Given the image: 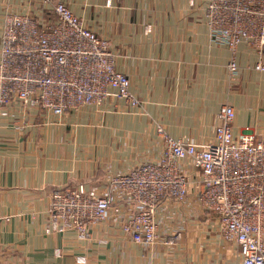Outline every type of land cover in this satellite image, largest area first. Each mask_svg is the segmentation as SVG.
Wrapping results in <instances>:
<instances>
[{
	"label": "crops",
	"instance_id": "1",
	"mask_svg": "<svg viewBox=\"0 0 264 264\" xmlns=\"http://www.w3.org/2000/svg\"><path fill=\"white\" fill-rule=\"evenodd\" d=\"M60 1L91 28L88 6L96 1L106 6L105 0ZM205 3L111 0L124 14L131 13L124 16L132 22L131 32L122 26L115 37L121 55L116 65L128 75L131 94L138 100L122 110L113 128L101 132L80 126L70 136L65 132L56 149L53 140L60 135L55 127L43 125L45 111L24 114L17 103L0 115V264H242L238 245L219 234L216 215L197 203L198 169L183 161L179 164L189 181L186 199L169 200L156 211L159 237L152 245L132 241L122 233L118 218L89 228L85 237L75 230L55 232L47 207L55 191L77 184L103 187L112 175L156 160L162 145L157 123L173 138L211 141L216 113L229 104L235 112L234 135L264 137V70L254 69L259 56L239 45L233 53L236 71L231 73L227 65L232 53L210 40L205 17L198 14V5ZM6 13L36 17L40 3L0 0V27ZM146 24L149 30H144ZM87 108L74 111L68 120L84 123L93 114ZM92 143L93 161L91 152H85V145L91 148ZM80 257L82 263L77 262Z\"/></svg>",
	"mask_w": 264,
	"mask_h": 264
},
{
	"label": "built area",
	"instance_id": "2",
	"mask_svg": "<svg viewBox=\"0 0 264 264\" xmlns=\"http://www.w3.org/2000/svg\"><path fill=\"white\" fill-rule=\"evenodd\" d=\"M213 1L209 11L214 14L205 16L207 25L231 20L239 26L235 21L243 20L257 30H245L237 40L229 34H210V39L236 48L242 41L253 45L258 33L261 45L253 47L260 61L254 69L263 71L264 0H241L233 8ZM38 2L36 17L16 13L2 17L0 115H7L18 103L24 114L43 110L60 116L100 105L109 96L128 98L136 105L130 79L115 68L107 41L85 26L65 2ZM227 66L231 73L236 71L233 59ZM234 115L231 105H221L214 137L207 142L176 139L157 127L162 145L156 160L112 175L103 187L77 184L53 192L47 204L52 230H75L85 237L89 228L122 215V233L136 243L152 245L159 236L156 211L169 200L186 199L189 181L179 164L183 161L198 169L197 203L216 215L219 234L238 245L241 263L264 264V137L248 132L234 135Z\"/></svg>",
	"mask_w": 264,
	"mask_h": 264
},
{
	"label": "rangeland",
	"instance_id": "3",
	"mask_svg": "<svg viewBox=\"0 0 264 264\" xmlns=\"http://www.w3.org/2000/svg\"><path fill=\"white\" fill-rule=\"evenodd\" d=\"M221 1H222L221 3L224 4V5H222L223 8H233L232 5H235V3H241V0H221ZM213 2H214L213 0H206V3L204 4V6L198 5V14H203L204 17L205 16L207 17L208 13H209V15L214 14V11H209L210 5ZM104 5H106V6L100 5L96 1L95 3L90 4V6H88L87 15H88V19H89L90 24H93V28L88 26L79 15H77V16L81 19V21L84 23L85 26H87L92 31H94L99 37H102L107 41L109 50L111 51V53L113 54L114 59H115V68L117 70H119L117 68L116 64H117L118 58L121 59V55H120L119 51H117V48H120V45H117L115 37L120 36V33H121L120 29L122 26H125L128 31L131 30L132 22L130 21L129 18H127L126 20L124 19V16L126 17L127 15H130L131 13L129 10L128 14H124L120 9L115 7V4H111V0L110 1L105 0ZM257 7H258L257 5L254 6V8H257ZM233 13L234 12L232 10L230 12V14H228V17L229 16L231 17V15ZM204 19H205V24L207 25L206 18H204ZM115 20H117V21H115ZM210 22H211V25H210V23H208V25H207L208 35L215 34V35L221 36L222 34H229L231 37V40H237V37L245 30H257L256 28L251 29L249 27L248 23L243 21V20L235 21L239 26H233L234 22L231 20L218 22L217 24L213 23L212 21H210ZM149 25L150 24H146L144 27V30L145 29L149 30L150 29V27H148ZM103 29H106V30H103ZM99 30L102 31L103 34H100ZM129 32H131V31H129ZM214 43L216 45H220L216 42H214ZM241 44H245L247 47H250L251 49H253L255 51L256 55H258V50L253 47V45H255L256 47H257V45L258 46L261 45L260 37L257 33L256 37L253 38V45L252 44L248 45L247 43L242 41L241 43H239L237 45L236 48L229 46L231 48L230 49L227 46V48L232 53L229 61L234 59L233 53H235L237 51L239 45H241ZM124 46L129 47L130 43L127 45H124ZM128 51H130V50H128ZM258 61H260V58H258V60L256 62H258ZM119 71H121V70H119ZM130 94H131V90H130ZM110 99H113L111 102V106L109 104L110 102L104 106V103ZM118 100H120V101L122 100V103L120 104L118 102ZM137 101H136V103H137ZM131 106H133L132 102L128 98L121 99V98H116L114 96H109L100 105L90 104L86 107L82 106V107L77 108V110H76L77 112L88 109L87 107H91V109H93L92 110L93 114H90L89 119H86V121H84V123H81V121H79V119H77V118H73L71 120H68L70 117L69 115L77 114L74 112V110H72V111H67L60 116H53L51 114H47L44 112L46 115V119H45V121H43V123H44L43 125H46L47 127H55L54 132L58 133L60 136L55 138L53 140V142H54V144L57 145L56 149H60V146H62V144H63L62 136L65 132L69 133V136H70V133H72V131H74L76 133L80 126H84L85 129H88L91 131L101 129V132L105 131L104 128H109V129L113 128L112 124L115 123L116 121L121 120V118H119V117L123 116L122 110L128 111L129 107H131ZM102 118H107V122L106 123L101 122ZM160 126L158 123L156 124V128L160 127ZM67 141L70 142L72 140H71V138H69ZM92 145H93V143L91 144V148L88 147V145H85L87 147L85 152L86 153L91 152L90 157H89V159L91 161H93L95 159L94 156L92 157V153H94V151H95L94 149H92ZM95 148H96V146H95ZM95 185L99 186L98 184H95ZM118 217H119L118 221H119V228H120L123 219L121 218L122 215H119ZM111 219L114 220V215H112Z\"/></svg>",
	"mask_w": 264,
	"mask_h": 264
}]
</instances>
